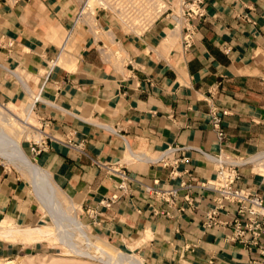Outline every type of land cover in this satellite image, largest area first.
Masks as SVG:
<instances>
[{"label": "crops", "instance_id": "crops-1", "mask_svg": "<svg viewBox=\"0 0 264 264\" xmlns=\"http://www.w3.org/2000/svg\"><path fill=\"white\" fill-rule=\"evenodd\" d=\"M201 4L184 50L167 17L131 34L108 13L76 21L74 0H0V105L31 104L41 136L32 161L95 236L146 264H264L256 246L228 238L236 206L217 208L198 187L215 179L208 157H218L237 166L234 187L264 206V0ZM169 148L179 150L150 162ZM148 188L177 199L167 205ZM41 207L0 159V227L39 226ZM40 243L0 240V257Z\"/></svg>", "mask_w": 264, "mask_h": 264}, {"label": "built area", "instance_id": "built-area-1", "mask_svg": "<svg viewBox=\"0 0 264 264\" xmlns=\"http://www.w3.org/2000/svg\"><path fill=\"white\" fill-rule=\"evenodd\" d=\"M74 1L77 4L76 21L85 22L84 18L87 15L93 19L97 12L108 13L131 34H141L158 18L167 17L173 22V28L178 27V31L181 32V46L184 50L188 49L192 44L195 23L203 18L201 0H177V5L173 10L169 8L167 0ZM211 126L217 140L221 142L224 134L220 129L219 119L215 113L211 114ZM39 150L40 146L33 144L31 152L35 154ZM177 150L179 149L169 148L165 154L150 160V162L163 165L164 155L166 156ZM208 158L214 163H218L216 177L213 181L199 184L198 187L216 194L217 208H221L225 203L236 206V217L232 220V232L228 237L229 240L247 246H256L259 253L264 254V206L261 197L255 193L245 192L234 187V184L239 180L236 165L227 167L218 157ZM118 174L123 182L128 180L124 173L120 172ZM123 182L118 185L119 189L124 188ZM192 188L191 184L185 183L181 184L179 189L189 192ZM148 191L154 198L167 205L173 204L177 199L178 190L175 189L158 191L148 188ZM214 215L215 210L209 212L207 220L211 222ZM246 236L249 237V240L245 238Z\"/></svg>", "mask_w": 264, "mask_h": 264}, {"label": "bare ground", "instance_id": "bare-ground-1", "mask_svg": "<svg viewBox=\"0 0 264 264\" xmlns=\"http://www.w3.org/2000/svg\"><path fill=\"white\" fill-rule=\"evenodd\" d=\"M89 12L91 13V11ZM89 18V16L85 17V21H88V23L90 21ZM13 108V106L5 107L0 105V153L13 156L23 169L28 170L31 173L32 179L41 192L43 199V209L45 210L46 215L50 218L49 220H53L55 226L42 225L31 228L0 227V238L5 242H9V244L15 242H21L25 244L44 241L57 242L59 245L62 244L67 246L73 251L75 256L81 257L83 259H89L100 264H144L135 256L128 255L119 250L117 247L109 244L107 241L99 239L98 237H93L85 232L84 229L78 225L76 214L73 212V208L75 207L74 205L73 208L70 205V208H72L70 209L72 214H67V207L63 205L61 200L63 197L60 199V195H58L59 192L57 193V190L49 181L50 179L41 173L42 171L39 169V167L18 146L20 145L21 133V131L18 132V130H24V128L32 130L31 121L33 120V115L31 104H29L27 108L19 113L15 112V109ZM13 127L18 128L16 129L17 131ZM33 132L36 134V137H41L38 131L33 130ZM16 139H18V141ZM12 142L15 144L13 149L9 147H12ZM216 164L218 165V163ZM50 199H53V202L55 201L54 204H57V209L59 211L58 213L60 215L53 211V209L55 210L56 208L51 210L47 206V202ZM64 212L66 213L64 216H67V219L69 220L68 226L67 223H65L67 219L65 220L63 216H61V214ZM65 228H68V230ZM74 236L78 237L74 238ZM83 246L86 247L87 250L86 248H83Z\"/></svg>", "mask_w": 264, "mask_h": 264}, {"label": "rangeland", "instance_id": "rangeland-1", "mask_svg": "<svg viewBox=\"0 0 264 264\" xmlns=\"http://www.w3.org/2000/svg\"><path fill=\"white\" fill-rule=\"evenodd\" d=\"M89 16V15H87ZM90 18V23L92 22V17L89 16ZM85 20V18H84ZM96 31V30H95ZM95 34V32H94ZM2 106H8V105H2ZM15 109L14 111L19 113L22 111V109H25L24 106H13ZM18 109V110H16ZM32 121H31V129H26L24 128V130L19 129V131H21L20 133V145L19 148L24 151V153L29 157L33 158L34 153L31 152V148L33 147V144H38V137H36V134L33 132V130L35 131L36 129H38V125L35 122L33 116H32ZM15 130L18 129L16 127H13ZM17 131V130H16ZM19 139V138H18ZM18 139H16L18 141ZM18 143V142H17ZM12 147L9 146L11 149L14 148L15 144L12 142ZM29 145V146H28ZM11 158V159H10ZM13 158V159H12ZM0 159L3 160L4 162L10 164L13 168H15L17 171H19L21 174H23L30 182V184L33 186V188L35 189L36 194L39 195L40 200H41V211L44 214V216L46 215L45 210L43 209V199H42V195L40 190L38 189V187L36 186V183L34 182V180L31 177V173L27 170H25L24 172H22V167L19 165V163L17 162V160H15V158L13 156H8L7 154H3L0 153ZM18 163H16V162ZM44 173V172H43ZM29 174V175H28ZM45 174V173H44ZM43 174V175H44ZM46 176V175H44ZM33 180V181H32ZM62 200V199H61ZM53 199H50L47 203V206L52 210L53 208L57 209V204L55 206ZM63 205H65V207H67L66 211L68 215L72 214V211L70 209V204L69 208L67 205V202L62 200ZM54 210L58 215H60L57 210ZM74 212V210H73ZM64 214H66L65 212L61 214V216H63V218L66 220L67 216H64ZM77 218V222L78 225L81 226L85 232H87L89 235L93 236V237H97L94 234H92L88 229L84 228V223L81 220V217L76 216ZM50 218L47 216L46 217V221H42L41 224L39 226L42 225H46V226H55V223L53 222V220H49ZM69 220L67 219V221H65V223H67V226L69 225ZM54 223V224H53ZM1 226L4 227H10L4 224H1ZM36 226V227H39ZM68 230V228H65ZM78 236H74V238H77ZM99 238V237H98ZM79 239V238H78ZM101 239V238H99ZM0 240H2L0 238ZM103 240V239H102ZM105 241V240H104ZM21 243V242H20ZM25 244V243H23ZM111 244V243H109ZM113 245V244H111ZM114 246V245H113ZM117 247L119 250H121L122 252L128 254V255H132L135 256L137 259L141 260L139 258V256L137 255V253L133 250H130L129 248H121L119 246H115ZM19 251L17 250H13L8 252L7 254H5L4 256L0 257V264H100L98 262H94L91 261L89 259H83L81 257H77L75 256V254H73V251L70 250L67 246L62 245V244H58L57 242H41L40 244L37 245H32V246H26V247H19ZM83 248H86L83 246ZM87 250V248H86ZM142 261V260H141ZM144 264H146L144 261H142Z\"/></svg>", "mask_w": 264, "mask_h": 264}]
</instances>
